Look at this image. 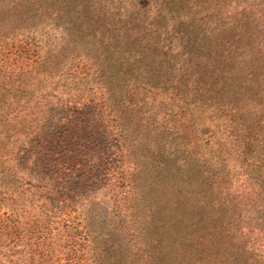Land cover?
<instances>
[{
    "label": "trees",
    "instance_id": "16d2710c",
    "mask_svg": "<svg viewBox=\"0 0 264 264\" xmlns=\"http://www.w3.org/2000/svg\"><path fill=\"white\" fill-rule=\"evenodd\" d=\"M43 1L26 0L12 10L7 25L23 34L45 25L62 32V42L34 60L39 66L53 59L62 65L64 59L77 57L76 49L90 53L96 60L92 80L107 90L99 105L101 115L94 113L92 119L76 118L63 125L49 119L52 114L44 120L36 110L44 106L54 109L55 104L49 106L52 98L75 102L76 110L77 104L88 109V102L95 100L86 103L84 95L74 94L76 81L62 82L66 87L58 91L52 87L32 94L30 87L37 75L13 86L14 70L0 68V150L15 132L47 120L60 130L40 133L29 141L44 163L68 160L77 164L84 154H93L89 161L115 165L104 168L111 172V179L87 180L89 185L82 188L92 189L88 195L84 190L81 194L85 197L80 201L85 211L83 230L76 232V226L64 220L62 259V250L44 236L50 218L34 221L25 240L26 224H14L15 216L26 217L29 202L38 204L44 215L57 214L59 202L51 195L60 184L39 175L48 174L51 167L14 168L2 164L7 160L0 156V264H237L231 252L236 242L223 233L226 220L236 216L241 200L227 193L226 166L211 161L218 159L213 157L215 151L227 149L229 138L236 143L244 135L241 118L248 108L244 91L252 89L254 81L247 65L254 61L248 41L251 12L246 8L237 12L225 2L196 7L192 0H149L156 11L148 23L156 30L149 33L150 40L132 60L122 81L107 88L110 44L104 33L125 14L124 1L133 11L140 0H112L110 6L107 0ZM27 44L23 40L11 52L12 64L29 59ZM189 55L203 61L188 66L184 58ZM246 58L249 61L240 64ZM7 89L13 90L15 98L19 96L16 101L24 98L33 105L19 109L15 101L3 98ZM242 100L245 105L240 107ZM187 112L192 115L189 123L196 121L191 130L186 124ZM211 122L219 123L218 133H211V144L217 148L212 152L211 146L206 153L199 136ZM250 128L245 129L248 134ZM191 146L197 149L194 153ZM122 164H128L127 172ZM3 209L8 212L2 215ZM229 224L237 225L234 221ZM58 236L55 241L60 243Z\"/></svg>",
    "mask_w": 264,
    "mask_h": 264
},
{
    "label": "rangeland",
    "instance_id": "374dc122",
    "mask_svg": "<svg viewBox=\"0 0 264 264\" xmlns=\"http://www.w3.org/2000/svg\"><path fill=\"white\" fill-rule=\"evenodd\" d=\"M25 1L26 0H0V68L8 71L14 70L13 73L15 75L11 83L13 86L32 74L37 75L38 80H36L33 87H30L32 94L39 95L46 88L52 87L53 90L58 91L66 87L62 85V82L66 81L67 83L76 81L78 85L75 86L76 89L74 94L77 92L84 95L83 100H86V103L90 99L95 100L94 103L88 102L90 106L88 109H83L81 104H77L79 109L76 110L75 102L66 100L59 101L58 98H52L49 100V106L55 104V107H53L54 109L44 106L36 110L37 114L44 120L47 119L46 117L48 115L52 114L49 119L57 122L59 120L60 125H63L67 122L71 123L70 121L76 118L86 120L88 117L92 119L94 113L100 116L101 112L99 105L104 102L103 93L107 90L105 88L102 90L92 80L93 70L96 67V60H94V57L90 53L88 54L87 51L82 49H76L74 54H76L77 57H74L72 60L67 58L61 61L62 65L65 64V68L61 67L62 65L60 62L58 64V61L54 59L47 60L44 66H39L40 64L34 63V60H37L38 57L40 58L49 47L53 48L56 44L61 43L63 38L62 32L49 25H45L42 28L40 27L34 31L23 34L22 30L16 31L13 26L7 25L13 13L12 10ZM224 2L228 4L230 8L236 9L237 12L244 10V8L251 12L248 20L251 19L253 22L248 28V41L253 50L254 61L251 62L250 65H247L252 68L250 77L253 78L254 76V81H251L253 88L248 89L246 92L242 90L246 95L248 108L242 113L241 125L243 132H241V135L242 133L244 135L240 137L241 140H239V142L235 143L232 138H229L227 140L229 143L227 149L224 151L220 149L215 151L217 147L211 144L213 140L211 133H218L216 129L219 125L218 122H211L205 126L203 129L205 133L201 134L199 139L202 141V147L204 149L201 148V150H203V152L207 153L210 147L213 146L212 152L215 151L213 157L218 159L217 161L213 159L211 163L213 165L223 164L226 166L225 172L223 173L226 180L225 186L227 193L237 195L239 196L238 200H241L236 216L230 220H226L228 226L225 225V230L227 231L223 233L226 239L231 237L236 242L231 252L234 258H237V264H264V0L191 1L192 5L196 7L216 3L222 4ZM106 4L110 6L112 0H107ZM138 5L139 7L131 11L129 2L124 1L123 8L125 14L118 17V23L113 26L114 28L111 31L106 32V34L104 33V40H109L108 42L110 44L107 50L108 60L105 67V71L108 73L104 81L107 88H111L122 81L126 69L132 60H134L140 52V49L146 46L147 42L150 40L149 33H153L156 30L155 25L153 26L148 23V20L153 17L156 11L154 4L149 0H140ZM23 40H27L28 43L25 52L29 59L12 64L13 56H11V52L15 51L18 46L20 47ZM184 60L188 66H197L203 61V59H199L196 55H189L187 59L184 58ZM247 61H249L248 58L241 59L240 64L241 62ZM35 66H38V68ZM35 69H38L37 72ZM22 72H24V74H22ZM20 74H22L21 77H18ZM73 76H75V80H72ZM65 77L67 80H65ZM105 77H103V79ZM50 80L52 81L50 82ZM12 92L7 89V91H4L3 98L9 97L10 103H14L15 101V106L18 104L17 106L19 109L22 108V106L24 108V106L28 104L29 106L33 105L31 100L28 101L24 98L16 101V98L19 99V96L15 98L14 94L11 95ZM166 100H168L167 102L169 104L172 103V100L167 97ZM244 105V101H240L239 106L243 107ZM5 110L6 108L2 109V111ZM191 118L192 115L190 112H187L186 120L188 123L186 124L190 126L189 130H191L192 124L195 125L196 122L192 121L189 123ZM46 121L44 123L45 125L39 124L41 126L35 128L28 126L19 132H15L9 144L0 150V156H3V158L7 160L2 164L14 166V168L24 167L26 170H32L34 166H38L39 169H42L45 165L47 168H49V166L51 167V171L46 172L48 174L41 173L39 175L47 180L60 184L51 195L53 199L59 202L57 214L55 216L44 215L43 212L39 211L38 204L29 202L25 205L26 217L15 216L16 221L14 224H16V222L21 225L23 223L26 224L23 226L26 232L22 236V240H25L30 237V235L27 234V230L32 227L34 221L50 218V222L45 225L47 232L44 233V236L48 237L49 241L56 243L55 245L62 250L59 256L64 259L65 251L62 249L63 244H65L62 235L65 231L63 228V224L65 223L64 220H68L66 223L76 226V232L77 230H83L85 211H83V205L80 204V201L85 197L83 198L81 194L84 190L88 195L92 189L87 188L82 190V188L89 185V183H86L87 180L95 182V178H97L98 181L105 182L111 179V172L104 171V168L108 165L115 164H102L101 161L96 163L94 161H89L93 157V154H84L83 161L77 164L68 160L63 162V164H60V162L54 164L44 163L43 159L36 154L37 147L35 144L29 143V141L35 137H39L40 133L56 132L60 130L58 128L59 125L54 126L50 121ZM248 126L251 127L248 131L251 135L245 131ZM233 139L236 140L234 137ZM12 141L13 144H11ZM247 143L250 144V147L246 146ZM238 144H241L240 149ZM198 149L200 150V148ZM190 150L194 153L197 149L191 146ZM17 151L18 153L16 154ZM57 155L62 156V154ZM0 158L3 160L2 157ZM122 166L125 168V172H127L128 164H122ZM95 168L102 169L103 172H97ZM5 212H8V210L3 209L1 214H6ZM10 213L11 212L7 214ZM58 213L60 214L58 215ZM46 214H51V212L48 211ZM233 221L237 224L234 227L229 224V222ZM59 233L61 235H59ZM57 236L59 239L62 238L60 243L55 241ZM1 243L7 244L9 242L8 240H1ZM85 258H90V254L87 253Z\"/></svg>",
    "mask_w": 264,
    "mask_h": 264
}]
</instances>
